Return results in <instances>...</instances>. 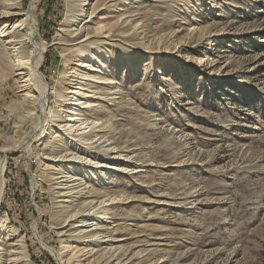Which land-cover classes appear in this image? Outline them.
Here are the masks:
<instances>
[{"label":"rangeland","instance_id":"1","mask_svg":"<svg viewBox=\"0 0 264 264\" xmlns=\"http://www.w3.org/2000/svg\"><path fill=\"white\" fill-rule=\"evenodd\" d=\"M64 1L40 0L35 10L48 51L42 71L56 92L50 130L28 154L10 150L35 120L21 123L14 79L0 69V264L59 262L41 248L34 223L62 264H105L112 252L134 254L135 264H264V0H127L97 12L86 28L101 40L75 51L56 38ZM89 77L109 78L120 96L84 112L101 125L91 139L106 135L139 170L105 175L109 183L96 187L124 201L108 209L111 224L98 221L112 227L118 249L92 258L79 251L85 243L54 229L64 212L42 159L54 140L88 133L66 119L81 107L69 101L105 87Z\"/></svg>","mask_w":264,"mask_h":264},{"label":"bare ground","instance_id":"2","mask_svg":"<svg viewBox=\"0 0 264 264\" xmlns=\"http://www.w3.org/2000/svg\"><path fill=\"white\" fill-rule=\"evenodd\" d=\"M39 1L29 0L27 7L23 8L22 0H0V22L3 20L0 24V69L7 71L10 77L14 79L17 93L24 105L20 117L21 123L26 124L32 119L35 120L32 123L33 127L26 133L25 139L21 140L16 148L10 150H23L25 154H28L27 151L32 142L43 141L45 130H50L45 114L47 107L50 105V95L56 92V88L51 86L42 71V59L44 53L48 51H46L45 43L38 39L37 23L34 17ZM89 1H64L65 14L56 38H59V36L66 38L65 51L72 50V48H75L74 51L87 48V45L93 43V41L101 40V37L96 35L95 31L86 28V25L91 22L97 12L113 8L127 0H94V6L89 4ZM131 19L134 20L135 18ZM103 38L105 41H110L107 36ZM84 79L88 82H96L95 80H97L99 81L97 83L105 87L103 86L104 88L101 90L88 91L93 95H85L83 97L86 99L85 102L69 101L68 106L76 104L81 106V110L79 109V112L70 115L66 120L75 124L79 122L86 124V127L89 128L88 133L78 135L80 138L69 136L68 138L73 142L71 144L63 142L62 138L54 140L52 145L49 144L51 152L42 155V159L50 164L48 170L52 195L56 200L57 207H60L64 212L62 221L56 223L54 229L59 231L60 236L68 233L72 240L75 239V241L79 240L85 243V246L79 251L82 256L92 258L96 254H104L107 250L114 251L118 249L112 247V242H115L116 239H112L106 232L108 229L111 230L112 227L99 225L98 221L110 223L111 213L108 209L124 201L120 195L100 191L96 187L100 182H104L103 185L109 183L106 181L105 175L113 173L131 175L139 172V170H137V166L128 168L127 165H131L133 161L127 158V154H124L127 151L113 146L112 141L106 135H96L93 140L91 139L94 133L100 131L99 126L101 125L90 120V117L84 112L96 111L100 107V102L109 100L115 102L117 99L120 100V96L109 88L108 85L112 83L109 78L89 77ZM21 126L22 124L20 128ZM84 139L90 142L84 143ZM77 144L80 148L76 147ZM98 154L106 155L107 159H100ZM120 163L125 164L121 166ZM2 166L4 167L3 163ZM3 167L0 168V193L3 186ZM92 173L96 174L93 176H97L93 183L89 179ZM35 183L32 177L33 194L38 192ZM34 207L37 211L39 210L37 206ZM32 230L40 241L41 248L50 256L55 257L59 261L57 264H62L57 252L40 240L37 223H34ZM94 243H97L99 247H92ZM103 245L105 249L100 248ZM0 250H2V247H0ZM136 252L138 251L136 250ZM107 259L105 264L113 261H115L114 264H135L136 260L134 254L132 256L128 254L119 256L118 252H112ZM13 262H16V260Z\"/></svg>","mask_w":264,"mask_h":264}]
</instances>
